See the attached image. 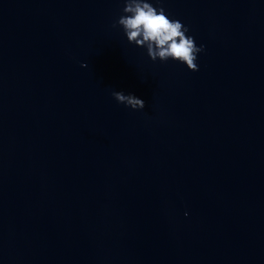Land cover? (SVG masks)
Wrapping results in <instances>:
<instances>
[{"label":"water","instance_id":"95a60500","mask_svg":"<svg viewBox=\"0 0 264 264\" xmlns=\"http://www.w3.org/2000/svg\"><path fill=\"white\" fill-rule=\"evenodd\" d=\"M147 2L198 71L125 0H0V264H264V0Z\"/></svg>","mask_w":264,"mask_h":264},{"label":"clouds","instance_id":"9594fccd","mask_svg":"<svg viewBox=\"0 0 264 264\" xmlns=\"http://www.w3.org/2000/svg\"><path fill=\"white\" fill-rule=\"evenodd\" d=\"M123 12L127 15L120 16L117 23L123 27L129 42L147 48L152 60L171 58L186 64L192 71L199 70L197 54L204 51L205 46H197L194 38L186 35L189 29L180 20L169 19L163 8L157 10L147 0H125ZM112 95L119 103L132 109L145 106V102L134 94L114 91Z\"/></svg>","mask_w":264,"mask_h":264}]
</instances>
